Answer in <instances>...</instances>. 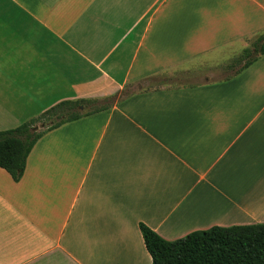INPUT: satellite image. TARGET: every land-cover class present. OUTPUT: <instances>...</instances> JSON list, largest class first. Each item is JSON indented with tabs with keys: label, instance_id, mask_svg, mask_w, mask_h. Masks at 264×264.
<instances>
[{
	"label": "crops",
	"instance_id": "crops-1",
	"mask_svg": "<svg viewBox=\"0 0 264 264\" xmlns=\"http://www.w3.org/2000/svg\"><path fill=\"white\" fill-rule=\"evenodd\" d=\"M262 32L264 0H0V132L161 85L45 133L19 182L0 168V264H151L139 223L264 224V55L234 63Z\"/></svg>",
	"mask_w": 264,
	"mask_h": 264
},
{
	"label": "trees",
	"instance_id": "trees-1",
	"mask_svg": "<svg viewBox=\"0 0 264 264\" xmlns=\"http://www.w3.org/2000/svg\"><path fill=\"white\" fill-rule=\"evenodd\" d=\"M264 55V35L234 60L246 69ZM94 99L62 101L20 126L0 132V168L20 181L36 142L61 125L109 109ZM138 229L151 264H264V224L212 227L166 241L146 225Z\"/></svg>",
	"mask_w": 264,
	"mask_h": 264
},
{
	"label": "rangeland",
	"instance_id": "rangeland-1",
	"mask_svg": "<svg viewBox=\"0 0 264 264\" xmlns=\"http://www.w3.org/2000/svg\"><path fill=\"white\" fill-rule=\"evenodd\" d=\"M261 35H264V32H262L260 34H254V35L244 39L245 45L243 44V47H244L243 49L251 48L252 43ZM236 46H238V45H234V49H236ZM243 49L241 50V52L238 55H236L235 58H237L242 53ZM235 58H233V59H235ZM230 62H231V60L229 61V63ZM171 80H172V78L167 80L168 86L172 85ZM153 87L158 88V87H161V85L157 81L144 80L142 82H136V81L131 82L128 85H126L122 91H112L110 94H106V95H94L95 96L94 100L97 102L95 107L105 106V107H109V109H110L114 105L120 104L122 101H124L129 96L135 95L137 92H143V91L150 89V88H153ZM140 253H141L140 250H136V258L140 261H144L145 257L142 253H141L142 255H140Z\"/></svg>",
	"mask_w": 264,
	"mask_h": 264
}]
</instances>
